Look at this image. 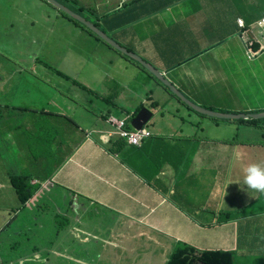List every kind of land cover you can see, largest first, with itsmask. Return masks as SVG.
Wrapping results in <instances>:
<instances>
[{
	"label": "crops",
	"instance_id": "obj_1",
	"mask_svg": "<svg viewBox=\"0 0 264 264\" xmlns=\"http://www.w3.org/2000/svg\"><path fill=\"white\" fill-rule=\"evenodd\" d=\"M81 1L98 5L97 0ZM184 1L109 0L108 6L114 7L110 13L114 15L103 20V25L108 26L111 33L128 26L129 35L126 36L127 30H124L123 38L139 48L142 55L150 53L152 57L161 58L156 62L159 67L154 64L160 70L175 66L172 73L175 74L180 62H189L188 72L194 76L192 68L197 60L191 62L192 57L202 48L213 46L217 38L231 36L237 30L235 19L239 17L234 7L243 9L231 1V14L230 11L225 13L230 17L229 24L214 29L218 31L217 37L216 33L212 38L211 33L206 32L208 42L201 46L194 42V26L187 25L183 33L186 41H175L172 54L165 61L162 53L155 52H162L161 48L149 34L144 37L145 33L138 32V25L151 21L149 15L164 14L165 7ZM39 9H33L34 12L24 8L5 9L4 12L21 22L45 23L49 25V34L55 33L57 38L70 36L63 48L65 53L53 57L69 66L54 68L43 54L33 57L29 71L12 69V59L24 65L16 57H5L6 61L0 62V150H14L12 154L0 153V209L3 211L0 212V264H156L155 254L165 264L179 244L197 250H233L236 231L228 216L222 213L238 212L250 203L243 197V191L240 192L241 185L235 183L243 180L248 165L264 163V151L256 146L258 142L252 140L250 130L239 127L234 130L232 125L220 126L217 122L215 126L221 127L222 132L208 135L206 132L211 127L204 126L199 116L187 119L181 115L159 121L156 132L141 145L130 144L112 134L106 118L109 115L120 117L125 107L112 99L109 102L101 98L113 110L106 108L107 113L97 114L96 109H89L91 106L83 100L71 107L68 96L83 97L88 91L105 98L117 95L131 101L136 99V84L142 77L138 74L129 77V72L123 71H114L112 77L108 73H93L92 69L99 67L97 62L102 58L107 59L109 68L114 60L130 62L116 56L107 57L104 52L107 45L88 32H81L83 29L75 37L73 28L77 26L57 10L47 5ZM263 9L260 7L259 12ZM190 10L192 17L195 11ZM214 12L205 19L209 23L207 30L211 29ZM98 13L94 11L92 15ZM154 18L153 29L161 34L163 23L159 25L158 17ZM2 19L0 16V21ZM11 34L0 22V39L5 41ZM18 35L37 41L36 35L27 29H20ZM73 39L75 42L81 39L82 52H73L77 43ZM96 55H99L97 60ZM130 65L145 77L148 75ZM41 71L47 75L42 76ZM54 79L58 83L51 85L49 80ZM104 80L113 89L104 88ZM89 81L93 85H89ZM81 84L87 89L80 88ZM141 84L142 89L150 85L159 88L153 81L144 80ZM66 89L72 91L65 92L68 96L62 93ZM163 92L161 98L170 102V98L163 97ZM53 97L57 98L55 113L45 111ZM62 118L66 124L57 125L56 131L52 128L53 121ZM201 125L206 134H199ZM232 135L242 139L235 149ZM237 150L241 154L238 160L234 159ZM22 174L43 181L37 198L49 197L47 189L65 194L68 208L74 213L81 212L76 217L68 213L65 220L68 226L77 222L81 227L52 228L47 223L60 218L58 214L25 216L8 212L19 205L12 177ZM233 200L236 207L231 211ZM13 202L17 207L10 208ZM102 212L106 214L101 216ZM26 218L37 220L34 228H24L25 224L20 227L23 221L26 223ZM107 218L109 226L104 228L101 221Z\"/></svg>",
	"mask_w": 264,
	"mask_h": 264
},
{
	"label": "rangeland",
	"instance_id": "obj_2",
	"mask_svg": "<svg viewBox=\"0 0 264 264\" xmlns=\"http://www.w3.org/2000/svg\"><path fill=\"white\" fill-rule=\"evenodd\" d=\"M97 1L98 5L96 6L95 4H86L81 0H71L70 6L74 10H76V13L80 14L81 16L84 15L86 18H90L93 21H96L97 19L105 20L114 15L110 13V11L114 10V7L108 6L109 0ZM215 1L218 2L217 6L215 5ZM231 1L232 0H186L183 3L171 5L169 8H165L162 12L164 14L152 15L150 17L151 21L147 20V24L145 22L140 23L138 25L137 31L140 33H145L144 37L149 34V37L152 38L155 45L162 50V52L160 50L155 52L157 54L162 53L163 58L166 61V59L172 54L171 47L173 43L175 41H186L185 39H183V33L187 25H192L195 28L193 30V33L194 42H197V46L204 45L207 42L205 37L206 32H210L212 38H214V35L216 33L214 32V29H216L218 25L221 26L223 24H229L230 22V17L226 16L225 13L227 11H230L231 14ZM233 1L236 2L237 5H239V7L241 8H246L248 7V5L254 2V0H242L241 2L239 0ZM261 4H263V1ZM46 5L47 3H44L42 0H0V16L3 17L0 22L2 26L8 28L12 32V34L5 41L3 39H0V46H3V48H0V62L2 60L6 61L5 57L10 56V59H12V57H16L28 67H32L33 57L39 54H43L44 56H47L50 66L54 68L60 69L61 67L67 68V66H69L66 63H61L60 60L53 59V57L56 54L63 55L65 53L63 51V48L67 44L66 38H69L70 36H60L59 38H57L55 36V33L49 34V25H46L45 23L33 24L31 21L21 22L4 12L5 9L17 8L27 9L28 12H34L33 9L40 8V11ZM190 8H194L195 11V15L192 17H190L192 14ZM235 10V12L237 13L242 12L241 9ZM91 11L100 13H98L96 16H93ZM213 11L215 12L212 14L210 23L211 29L207 30V26L209 25V23H207L205 19ZM260 13H264V9ZM31 16L34 17L35 14H31ZM154 17H158L159 25L163 23L162 27L164 29L161 34L153 29L155 26ZM100 26L104 31L109 33L108 26ZM20 29H27L31 31L34 35H36L37 41H35L31 37L19 36L18 31ZM124 30H127L126 36H128L130 31L129 27L122 26L118 28L114 33H109L111 39L118 45L125 48L127 47L132 51L138 53V55H142V52L139 48H135L132 44L127 43L123 38L122 31ZM217 33L215 37H217ZM188 39H190L189 33ZM73 41L75 42V39H73ZM76 42L73 47V52L80 53L82 52L81 39ZM111 48L112 47L104 48V52L107 57L116 56L122 59H126L130 63H125L121 60H114L113 65L111 66V68H109L107 59L102 58L100 54L102 60L101 62H97V65L99 67L94 70L92 69V71L93 73H108L110 77L115 74L114 71H123L127 73L129 72V77H133L134 75L138 74L139 77L142 78H140L136 84L138 87L136 99L126 101L122 96L117 95L115 96V98H113V96L105 98L96 92L88 91L82 94L83 97L68 96L66 93H71L72 91H69V89L62 90V93L66 94V96L71 99L69 101L71 107H75V102H80L81 100H83L86 104L91 106L89 107V109H96L95 111L97 114H100V111L102 113L106 111L107 113L108 110H113V107L107 105L101 100L102 98L109 102H111L112 99L117 104L122 105L127 110L132 112L134 110H137L141 105L151 109L152 101L159 99L160 108L156 112H154V117H152V119L147 124L149 127H152V122L155 125L161 120H168L169 118H173L174 116L180 117L181 115H184L187 119L197 118L198 115L195 111H193L188 106L178 104V100L174 97L171 98L170 102H165L166 100H163L161 98V92L151 95L149 92L151 90H155L152 85L148 86V88L142 89L141 83H143L146 78L138 69L130 65L132 64L136 67H139L140 69V64ZM226 48H229L231 51V55L229 56V58L226 57V54L224 52ZM109 49H111V51ZM142 56L149 63L155 64L159 67V64H157L156 62L157 60L161 61V58L152 57L150 53H145ZM98 58L99 55H96V60ZM4 61L2 62V64H5ZM200 61H203L204 69L202 71ZM200 61L195 62L192 68L193 73L195 74L194 76L189 74L188 66H179L177 72L179 80L176 81L178 84L177 88L183 94H185L191 100L201 106H213L214 110L223 109L225 110L224 112L230 110V113H247L245 112L247 110L257 114L264 112V53L261 54V56L257 60L249 61L243 48L241 47L240 40H238L236 37H233L228 39L226 46L214 52H211L210 54L205 56L203 60ZM40 73L44 77L47 75V73L44 71H41ZM170 77H173V74H170ZM49 82L51 85H56L58 83L55 79L53 81L49 80ZM89 85H93V83L89 81ZM102 85L104 86V88L113 89V87L110 86L107 80H104ZM80 88L85 90L87 89L83 87L82 84L80 85ZM99 93L101 94L100 91ZM151 96L152 100H147V98ZM8 101L11 102V100ZM56 104L57 98L53 97L49 106L45 108V111L55 113ZM106 108H108V110ZM177 110H179V112H177ZM200 118L202 122H204V126L208 124L211 127V129L206 132L208 135H219L222 132L221 127L215 126L217 122V124H219L220 126H224L225 124L232 125L234 130L240 125V118H221L213 120L207 117V115L201 116ZM261 123H264V119L261 120ZM63 124H66L64 118L57 119L53 121L52 128L57 131V125ZM203 125H201L199 134H206L202 131V129H204ZM231 142L233 143L232 146L235 149L242 142V139H240V137L236 138L234 137V135H232ZM49 147L52 148V146L50 145ZM13 152L14 150L11 148L0 150V153L2 154H12ZM57 154L58 152L55 151V155ZM41 156L44 157V155ZM236 184L241 185V187H239L240 192L241 190L243 191V197L249 200L250 203L246 204L245 207L240 209L238 212L235 211L228 213V218L232 222L234 231H236V237L234 240L235 248L231 250L235 254V263L264 264V193H259L248 189L244 184V178L240 182L235 183V185ZM32 188L34 192L39 189L38 186H32ZM46 194H48L49 197H39L38 200L34 204H31L26 210L22 207L23 212L44 214L50 216L58 214L60 218L47 223L51 225L52 228L65 229L73 228V226L81 227V224L77 222L71 223L68 226V223L65 220V216L68 213L72 214L75 217L77 214H81V212L74 213L71 209L68 208L69 203L65 200V194L52 189H47ZM234 201L235 200H233L230 205L231 211H234L236 207V203ZM10 206L11 208H15L17 207V203L13 202L10 204ZM105 214V212H102L101 216H104ZM223 214L224 213H222V215ZM101 223L103 224L104 228H107L109 226V218L102 219ZM154 262L156 264H162L160 262L159 255H154Z\"/></svg>",
	"mask_w": 264,
	"mask_h": 264
},
{
	"label": "clouds",
	"instance_id": "obj_3",
	"mask_svg": "<svg viewBox=\"0 0 264 264\" xmlns=\"http://www.w3.org/2000/svg\"><path fill=\"white\" fill-rule=\"evenodd\" d=\"M42 1L44 3H47V5L49 4L48 5L49 7L57 10L67 20H69L72 24L74 23L78 27L77 28V27L74 26V28H73V32H74L75 37H77V34L80 31V29H83V31H81V32H83V33H84V31L85 32H88L90 35H92L93 37H95L99 41L103 40L90 27V26H94L97 29H99L100 31H102L109 38H111L110 37V34H109V33H111V31H109V33H108L106 31H104L101 28V26H100V25H103V20L102 19H97L96 21H91L90 19L86 18L84 15L81 16L79 14L81 17H83L90 24L89 26H87L86 24L81 23L80 21L75 20L73 17H71L70 15H68L67 13H65L64 11L60 10L59 8L53 6L48 1H46V0H42ZM57 1L59 3H61V4H63L68 9H70L71 11H73V12L76 13V10H74L70 6L71 0H57ZM234 3H236V2H234ZM254 3L261 4L259 0H254ZM263 6H264L263 4L260 5V7H263ZM169 7H165V8H169ZM121 8L122 7H120L119 9H121ZM234 8L235 9H238L236 7H234ZM242 9L244 10V8H242ZM243 10H242L241 13L235 12V15L236 14H239V17H237L235 19L236 20V25H237V30L231 36H229L228 38H224V39L217 38L218 41H213V46H211L210 48L208 46L202 48V50L198 54H196V55H194L192 57L191 62L192 61H196V60L197 61L203 60V58H205V56H207L208 54L211 53L210 51L214 52V51H216L218 49L223 48L224 46L227 45L228 39L233 38V37H236L238 40H240L241 47L243 48V50H244V52L246 54V57H247V59L249 61L257 60L261 56V54L264 53V13L261 14L259 12L257 17H255L253 19H249L248 16H247V13L245 12V10L244 11ZM91 13L93 14L94 11H91ZM152 15H149L148 19H150V17ZM259 15H260V17H259ZM70 18H72L73 20L70 19ZM122 19H124V16L123 15H122ZM249 22H251V23H249ZM101 42L104 43L105 45H107L108 47H112L111 49L115 50L116 52H119L122 55H124V56H126V57H128V58H130V59H132V60H134V61H136L137 63L140 64V69H143L144 72H146L148 74L145 77L146 78V81H149V82L153 81L154 83H156L157 85H159V88H157L155 90H151L149 92L151 95L158 94L159 92L162 93L165 90L163 92V97L164 98H168V99L170 98L171 99L172 97H174L175 99L178 100L177 101L178 104L179 103L180 104L182 103L181 105H185V106H188L189 108H191L179 96H177L171 90V88L168 85H166L164 83V81H163V80H165V81L170 82L178 91H180L177 88L178 87L177 86L178 84L177 83H173L170 80V79L179 80L178 79V76H177V72L175 74H173V77H170V74H172L175 71V69H173L175 66L172 67L171 69H168V70H160L154 64H151L147 60H145L142 55H140V54L138 55V53H136L135 51H132L131 49H129L127 47L125 48V47L121 46V47L127 49L129 52H133L134 54L138 55L140 58H142L144 61H146L148 64H150L154 68V70L157 71L162 76V78H163V80H162L153 71L148 70L145 66H143L137 60H135V59L129 57L128 55H126L125 53H123V52L115 49L113 46L109 45L104 40L101 41ZM224 52L226 54V57L229 58V56L231 55L230 49L229 48H226ZM179 64H180L179 66H181V65L188 66L190 63L189 62H184V63L183 62H180ZM200 64H201V71H202L204 69V67H203V61H200ZM10 65L12 66V69H14L15 72H19V71H29L28 69H31L32 68V67H28L26 64L21 65L20 63H18L14 59H12V61L10 62ZM32 66H33V64H32ZM179 66H178V68H179ZM58 74L61 75V76H63V77H65V78H68L67 76H65L64 74H62L60 72H58ZM148 78H150L151 81ZM183 95H185V94H183ZM147 100H152V96L149 97V98H147ZM155 101L156 100H153L152 101V103H151L152 108L151 109L146 108L143 105L140 106L141 107L140 110L142 108L148 109L151 112V117L139 129L132 125V120L137 116V114H138V112L140 110H138V111L137 110H134V111L130 112L129 110L126 109L123 112V114H121L120 117H116V116L109 115L106 118V121H107V123H108V125L110 127V130H111L110 132L112 134H117L121 138L127 140V142L130 143V144H133V145H141L143 143L144 139L149 138L150 136H152L156 132V130H157L158 123H156L154 125V123L152 122V127H149L147 125L149 123V121L152 119V117H154V112H156L160 108L159 99H157L158 102H155ZM204 106H202V107H204ZM207 107H210V106H207ZM207 107H204V108L209 109V110H212V111H215V112H219L222 115L223 114H228V115L222 116V117L209 116L208 114H204V115H207V117H209V118H211L213 120H217V119H221V118H225V119H233V118L239 119L240 118L239 119L240 125L238 127L239 128H247V129H249L250 132H251V136H252L251 138H252V140L253 141L255 140V141L258 142L257 143L258 145H256V146H258L262 151H264V123H261V120L264 119V116L263 117H259L261 115H264V112L257 114V113H254L252 111H248L247 110L245 112H247L249 114H247V113H230L231 112L230 110H228L227 112H224L225 110H223V109H216V110H214V107L213 106H211L210 108H207ZM191 109L193 111H195L199 117L204 116L203 113H200V112L194 110L193 108H191ZM217 110H219V111H217ZM221 111H223V112H221ZM239 112H243V111H239ZM229 114H235V115L246 114V115H249V116L247 118H244L243 116H240V117H231V116H229ZM254 115H257V118L254 117ZM113 119H116L117 121L115 123H113ZM230 121H234V120H230ZM120 122H123V125L122 126H119V123ZM123 130H126L129 133H133L135 135L136 134L141 135V137L139 138V141L137 143L130 142L128 136H124V135L121 134V132ZM253 141H250V144L253 145ZM240 155L241 154H240V152L238 150L235 151L234 152V159H237L238 160L240 158ZM15 176H17V175H15ZM30 178H31V182H30L31 185L32 186H38L39 189L36 190L35 197L29 203H27V204H22L21 201H20V199H19V196H18V199H19V206H18V208L17 209H14V210H11V211H8V212L12 213L13 215L19 214V213L20 214H24L25 216H26V214H37V213H24L23 210H22V207L26 210L31 204H34L38 200L37 195H38L39 191L41 190V188L43 186V183H41L43 181L35 180L32 177H30ZM244 184L247 186L248 189H251V190H253L255 192H259V193H264V163H258V164L257 163H253V164L248 165L244 169ZM12 185H13V183H12ZM13 187H14V185H13ZM14 190L16 191L15 187H14ZM16 193H17V191H16ZM0 212H3V211L0 209ZM6 213H7V211L4 212V214H6ZM36 222H37V220H35V219L34 220L33 219H30L29 220L28 218H26V223L23 221L20 227H22L25 224L24 225V228H34ZM0 229H2L1 226H0ZM199 251H213V250H199ZM214 251H216V250H214Z\"/></svg>",
	"mask_w": 264,
	"mask_h": 264
},
{
	"label": "trees",
	"instance_id": "obj_4",
	"mask_svg": "<svg viewBox=\"0 0 264 264\" xmlns=\"http://www.w3.org/2000/svg\"><path fill=\"white\" fill-rule=\"evenodd\" d=\"M239 1L241 2L242 0ZM259 1L262 3L263 0ZM260 5L261 4L252 2L248 7L244 8L249 19L258 16ZM140 108L141 107H139L137 111ZM30 182L31 178L28 175H17L12 177V183L22 204L29 203L36 195V192L32 190L33 188ZM223 215L228 216V213H224ZM235 261V254L233 251H199L192 246L179 244L170 255L166 264H236Z\"/></svg>",
	"mask_w": 264,
	"mask_h": 264
},
{
	"label": "water",
	"instance_id": "obj_5",
	"mask_svg": "<svg viewBox=\"0 0 264 264\" xmlns=\"http://www.w3.org/2000/svg\"><path fill=\"white\" fill-rule=\"evenodd\" d=\"M48 1L50 4H52L53 6L59 8L60 10L64 11L65 13H67L68 15H70L71 17H73L75 20L80 21L81 23L86 24L87 26H89L90 24L83 18L81 17L79 14L71 11L70 9H68L67 7H65L63 4L59 3L57 0H46ZM93 31H95L106 43H108L109 45L113 46L115 49L125 53L126 55H128L129 57L137 60L138 62H140L143 66H145L148 70L153 71L160 79L163 80L162 76L154 70V68L148 64L146 61H144L142 58H140L138 55L134 54L133 52H129L127 49L121 47L120 45H118L117 43H115L111 38H109L107 35H105L102 31H100L99 29H97L94 26H90ZM164 83L166 85H168L171 90L177 95L179 96L187 105H189L191 108H193L194 110L203 113V114H208L209 116H217V117H222V116H226L228 114H221L219 112H215L209 109H206L198 104H196L195 102H193L191 99H189L187 96L183 95L180 91H178L170 82L163 80ZM229 116L231 117H240L243 116L244 118H247L249 115L246 114H241V115H235V114H229ZM264 115H261L259 117H263ZM151 117V112L146 109V108H142L137 116L132 120V125L135 126L136 128H141L143 124H145L149 118ZM254 117L257 118V115H254Z\"/></svg>",
	"mask_w": 264,
	"mask_h": 264
},
{
	"label": "built area",
	"instance_id": "obj_6",
	"mask_svg": "<svg viewBox=\"0 0 264 264\" xmlns=\"http://www.w3.org/2000/svg\"><path fill=\"white\" fill-rule=\"evenodd\" d=\"M117 120L116 119H113V123H115ZM123 125V122H120L119 123V126H122ZM122 135L124 136H128L129 137V141L130 142H133V143H137L139 141V138L141 137V135L139 134H133V133H129L128 131L126 130H123L121 132Z\"/></svg>",
	"mask_w": 264,
	"mask_h": 264
}]
</instances>
